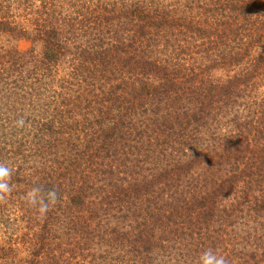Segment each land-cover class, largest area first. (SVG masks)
Segmentation results:
<instances>
[{"label": "trees", "instance_id": "trees-1", "mask_svg": "<svg viewBox=\"0 0 264 264\" xmlns=\"http://www.w3.org/2000/svg\"><path fill=\"white\" fill-rule=\"evenodd\" d=\"M0 162V264H264V0H0Z\"/></svg>", "mask_w": 264, "mask_h": 264}, {"label": "clouds", "instance_id": "clouds-1", "mask_svg": "<svg viewBox=\"0 0 264 264\" xmlns=\"http://www.w3.org/2000/svg\"><path fill=\"white\" fill-rule=\"evenodd\" d=\"M15 126L24 128L26 122L20 118L15 121ZM13 172L12 167L0 162V202H4L13 191L11 184ZM23 199L28 206L36 210L40 218H43L58 203L59 194L55 187L45 189L42 185L34 182V186L25 193ZM195 264H229V262L224 255L219 253L218 249L208 248L199 254Z\"/></svg>", "mask_w": 264, "mask_h": 264}, {"label": "rangeland", "instance_id": "rangeland-1", "mask_svg": "<svg viewBox=\"0 0 264 264\" xmlns=\"http://www.w3.org/2000/svg\"><path fill=\"white\" fill-rule=\"evenodd\" d=\"M19 46H20V48H22V49H27V48L30 46V44H29V42L23 40V41H21V42L19 43Z\"/></svg>", "mask_w": 264, "mask_h": 264}]
</instances>
